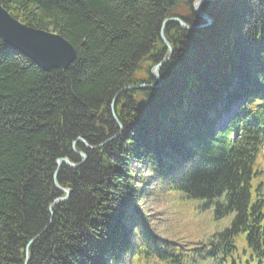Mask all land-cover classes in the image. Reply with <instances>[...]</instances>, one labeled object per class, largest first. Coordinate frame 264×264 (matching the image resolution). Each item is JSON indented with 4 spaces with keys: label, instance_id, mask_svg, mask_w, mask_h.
<instances>
[{
    "label": "trees",
    "instance_id": "obj_1",
    "mask_svg": "<svg viewBox=\"0 0 264 264\" xmlns=\"http://www.w3.org/2000/svg\"><path fill=\"white\" fill-rule=\"evenodd\" d=\"M218 3V43L201 46L210 27L188 32L169 22L162 86L121 91L157 83L151 69L168 54L162 22L194 25L190 7L0 0L13 19L75 51L66 70L44 72L0 39V264H241L246 250L261 263L264 191L254 179L264 170L254 167L264 128V0ZM229 32L233 41L223 42ZM229 87L225 104L243 100V117L215 130L214 104ZM72 146L87 159L61 166L57 183L70 195L50 209L63 196L53 184L56 161L81 162ZM208 210L215 221L233 214L229 228L189 239L170 232Z\"/></svg>",
    "mask_w": 264,
    "mask_h": 264
},
{
    "label": "water",
    "instance_id": "obj_2",
    "mask_svg": "<svg viewBox=\"0 0 264 264\" xmlns=\"http://www.w3.org/2000/svg\"><path fill=\"white\" fill-rule=\"evenodd\" d=\"M217 0H197L193 5L194 13L200 18L204 19L207 24L211 23L209 17H207L202 11V6L206 2H212ZM187 0H174L173 6L169 11H174L179 4H185ZM168 22H176L182 29L184 30H195L201 29L206 25L192 27L184 24L179 19H165L162 23V29L160 31V38L168 49V57L163 62H160L157 66L152 69V75L156 78L158 85L156 86H138V87H127L123 88L124 90H140L148 87H158L162 84L161 79L158 76V71L161 68V65L168 61L171 56V48L167 43L163 36V25ZM0 39L3 43L10 49H13L28 60L37 65L44 72H48L50 70H66L75 58V51L73 47L66 42L61 36L52 33L45 32L41 30H36L27 25L21 24L17 20L13 19L10 14L3 10L0 6ZM114 120L117 122L115 116L113 115ZM76 142H81L85 145V147L89 149H93L85 144V142L81 139H78ZM74 145V143H73ZM77 153V152H76ZM81 157V162L79 164H71L67 159H60L56 162L57 169L61 165H66L69 168L75 169L83 164L86 160V155L84 153H77ZM57 171L54 173V185L55 188L64 193L65 196L63 198L55 199L50 209L53 208L57 203H61L65 201L68 197L69 191L63 190L59 188L56 184L55 176ZM29 260V255L26 253V261Z\"/></svg>",
    "mask_w": 264,
    "mask_h": 264
},
{
    "label": "rangeland",
    "instance_id": "obj_3",
    "mask_svg": "<svg viewBox=\"0 0 264 264\" xmlns=\"http://www.w3.org/2000/svg\"><path fill=\"white\" fill-rule=\"evenodd\" d=\"M220 31H221V27H219V26L214 27V28H209L208 29V34L209 35H208L206 41L203 42L202 45H201V43L198 41V39L195 40V38H193L194 41H195V44L196 45H201L206 50H209L214 44L218 43V40L220 38V33H219ZM238 116H241V114H239ZM262 168L264 169V162L263 161H259V164L257 166V169L259 170V169H262ZM254 184L255 185L259 184L260 185L259 190L261 189V187L264 188V174H262V175H260V174L256 175L255 176V179H254ZM263 198H264V195H263ZM141 204L144 207L147 206V203L146 202L141 201ZM148 206L152 210L154 209L151 205H148ZM192 210H194V209H192ZM232 217H233V214H231L230 216H228V217H226V218H224L222 220L215 221L212 218V210H208V213L206 211H203V214L200 217V221H197L196 219L192 218V214H191V220L192 221H188V222H192L194 225H197L198 224L196 222H200V226L202 224L203 227H205L208 230H211V233H216V232H221L224 229L228 228L230 226ZM166 226L168 227V225L163 224V229L161 231V235H163V236L168 235L166 233V231H165ZM188 226H190V228H192V224L189 223ZM174 227H175L174 229L171 227L172 230L171 231L169 230V231L170 232H174L175 234H177L178 237H176V238L184 239L189 234L191 236H193V237L195 236L194 233H190L189 231L187 232L180 225H175ZM186 227H187V225H186ZM168 238H171V237L168 236ZM172 240H177V239L173 238ZM245 261H247L248 264H264V258H262L260 260L261 263H259L257 256H255L254 254L250 253V251H248V250H246L245 252L243 251L240 254V262H241V264L244 263Z\"/></svg>",
    "mask_w": 264,
    "mask_h": 264
},
{
    "label": "flooded vegetation",
    "instance_id": "obj_4",
    "mask_svg": "<svg viewBox=\"0 0 264 264\" xmlns=\"http://www.w3.org/2000/svg\"><path fill=\"white\" fill-rule=\"evenodd\" d=\"M195 1V0H194ZM193 1V2H194ZM224 2H225V4L227 3L228 4V1L229 0H223ZM188 2H189V0L187 1V4H188ZM193 2L191 3V5H190V8H191V10L193 11ZM219 1H217V2H214V3H209V5L210 4H212V7H211V11H207L206 12V14L208 15V16H210V17H215V16H217V15H219L220 13H222L223 12V10L225 9V8H222L221 6L222 5H224V3H222V5L221 4H219L218 3ZM215 4H218V5H220V8H218L217 9V7L216 6H214ZM205 6V5H204ZM178 8V7H177ZM189 8V6H187L186 7V9H188ZM177 10V9H176ZM175 10V11H176ZM183 11H185V9H182ZM203 10H205L204 9V7H203ZM183 11L182 12H179V15H182L183 14ZM196 16V15H195ZM197 17V16H196Z\"/></svg>",
    "mask_w": 264,
    "mask_h": 264
},
{
    "label": "bare ground",
    "instance_id": "obj_5",
    "mask_svg": "<svg viewBox=\"0 0 264 264\" xmlns=\"http://www.w3.org/2000/svg\"><path fill=\"white\" fill-rule=\"evenodd\" d=\"M197 16V15H196ZM199 22H200V17L199 16H197V18H196V20H195V26H198L199 25ZM166 25V24H165ZM165 25H163V27L165 26ZM213 25H212V23H210V24H208V28L210 27H212ZM164 60H166V58H164L163 60H161V62H163ZM168 63V61H166L165 63H163L162 65H161V68L163 67V66H165L166 64ZM32 242V241H31ZM30 242V243H31ZM29 243V244H30ZM26 253H28V252H26Z\"/></svg>",
    "mask_w": 264,
    "mask_h": 264
}]
</instances>
